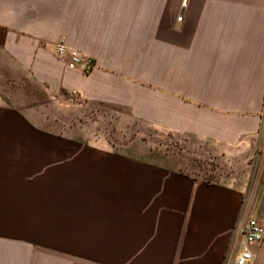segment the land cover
Instances as JSON below:
<instances>
[{
	"label": "crops",
	"instance_id": "0c3cea01",
	"mask_svg": "<svg viewBox=\"0 0 264 264\" xmlns=\"http://www.w3.org/2000/svg\"><path fill=\"white\" fill-rule=\"evenodd\" d=\"M60 40L93 70L59 62ZM0 52L47 98L116 112L119 134L249 169L248 189L193 180L130 143L52 136L0 94V264L232 263L239 219L264 216V0H0Z\"/></svg>",
	"mask_w": 264,
	"mask_h": 264
},
{
	"label": "rangeland",
	"instance_id": "374dc122",
	"mask_svg": "<svg viewBox=\"0 0 264 264\" xmlns=\"http://www.w3.org/2000/svg\"><path fill=\"white\" fill-rule=\"evenodd\" d=\"M0 94L9 105L27 114L35 125L48 129L52 136L60 139L90 145L92 142L93 144L106 142L111 144L117 152L130 143L134 148L150 151L155 157H164L180 163L179 169L193 180L205 183L214 181L218 184H238L247 189L249 187L247 176L249 169L243 168L242 176H240L237 162L215 153L208 144L202 145L192 139L175 138L170 135L119 134L120 119L116 112L97 108L80 113L73 108V96L66 100L47 98L42 89L19 72L9 58L1 52ZM96 110L102 113L100 119L96 118ZM248 217H257L264 225V216L261 215L246 214L239 221L242 222ZM64 249L73 251L72 247Z\"/></svg>",
	"mask_w": 264,
	"mask_h": 264
},
{
	"label": "built area",
	"instance_id": "2783aa9c",
	"mask_svg": "<svg viewBox=\"0 0 264 264\" xmlns=\"http://www.w3.org/2000/svg\"><path fill=\"white\" fill-rule=\"evenodd\" d=\"M181 19V16L177 18ZM54 53L59 62L68 69L81 68L85 74L91 72L95 66L92 59L82 55L77 50L68 48L62 40L54 46ZM216 183V182H211ZM242 239V246L231 264H255L256 254L252 247H261L264 243V225L254 217H248L236 226Z\"/></svg>",
	"mask_w": 264,
	"mask_h": 264
}]
</instances>
